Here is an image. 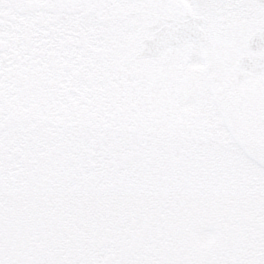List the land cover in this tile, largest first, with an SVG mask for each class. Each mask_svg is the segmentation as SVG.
I'll list each match as a JSON object with an SVG mask.
<instances>
[{"label":"snow or ice","instance_id":"snow-or-ice-1","mask_svg":"<svg viewBox=\"0 0 264 264\" xmlns=\"http://www.w3.org/2000/svg\"><path fill=\"white\" fill-rule=\"evenodd\" d=\"M0 264H264V0H0Z\"/></svg>","mask_w":264,"mask_h":264}]
</instances>
